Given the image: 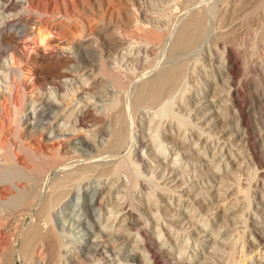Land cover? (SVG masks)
<instances>
[{
	"label": "rangeland",
	"instance_id": "374dc122",
	"mask_svg": "<svg viewBox=\"0 0 264 264\" xmlns=\"http://www.w3.org/2000/svg\"><path fill=\"white\" fill-rule=\"evenodd\" d=\"M16 2L0 6V31L24 26L0 39V264H264V0ZM195 12L199 38L171 52ZM174 69L173 92L132 106ZM33 225L58 250L28 244Z\"/></svg>",
	"mask_w": 264,
	"mask_h": 264
},
{
	"label": "bare ground",
	"instance_id": "6f19581e",
	"mask_svg": "<svg viewBox=\"0 0 264 264\" xmlns=\"http://www.w3.org/2000/svg\"><path fill=\"white\" fill-rule=\"evenodd\" d=\"M3 1V0H0V2ZM18 2H16V5L21 2L22 5L25 3L26 4V8H29L31 6V3H32V0H16ZM34 1V0H33ZM8 2H11L12 3V0H4L3 2H1L0 6L2 7H5L7 5ZM15 2V1H14ZM13 2V3H14ZM39 2V1H38ZM38 5V4H37ZM13 6V4H12ZM11 6V7H12ZM40 6V5H39ZM15 7V6H14ZM10 9V8H9ZM10 11V10H9ZM7 12V11H6ZM29 12V11H28ZM46 15H47V11H45ZM9 13V12H8ZM26 13V12H25ZM42 13V12H41ZM196 13V12H195ZM28 14V13H27ZM37 14V13H36ZM202 14V13H201ZM63 15V14H62ZM4 16V15H3ZM49 17H51V15L49 14L48 12V15ZM65 16V15H64ZM17 17V16H16ZM40 17V15L38 16ZM202 16H200L199 14H192L188 19H186V21L178 27L179 31L177 32L176 35H174L173 37V40H172V43H171V46H170V51L171 52H175V51H179V50H183L184 48L186 49V47L192 45L195 40L197 39L198 36H200L199 34H201L200 32H202ZM24 18V17H23ZM75 18V17H74ZM7 19V18H6ZM21 19V18H20ZM27 20V19H26ZM63 20V19H62ZM97 20V19H96ZM17 22V21H16ZM225 22V21H224ZM57 24V23H56ZM11 25V24H10ZM29 25V23H28ZM28 26H26L27 28ZM202 27V28H201ZM4 28V27H3ZM7 28V27H6ZM24 26L20 25H17L15 23V25H12L10 27H8L6 30H11L12 29V34H13V37H11L12 35H10L8 33V31H6L5 33H3L4 31H0V39L2 40L4 46H1L2 42H0V46L1 47H9L11 49V46L13 44H16V38L19 36V35H16L18 34V32H21L23 30ZM20 29H22L20 31ZM81 31V30H80ZM25 32V31H24ZM114 32V31H113ZM206 32V31H205ZM29 33V32H28ZM23 34V33H22ZM172 34V33H171ZM168 35V34H167ZM153 36V35H152ZM158 36V35H157ZM166 36V35H165ZM3 37V38H2ZM20 37V36H19ZM18 37V38H19ZM154 38V36H153ZM199 38V37H198ZM166 39H167V36H166ZM165 39V40H166ZM171 40V39H170ZM6 43H5V42ZM160 41V39H159ZM165 42V41H164ZM162 43V42H161ZM6 44V46H5ZM195 45V44H194ZM15 46V45H14ZM13 48V47H12ZM86 48V47H84ZM189 48V47H188ZM7 49V48H6ZM16 49V48H15ZM12 50V49H11ZM6 51V50H4ZM1 52V51H0ZM14 52V50L12 51V53ZM3 53V52H2ZM1 54V53H0ZM228 54V53H227ZM2 55V54H1ZM5 55V54H4ZM86 55V54H85ZM169 59V58H168ZM178 65V64H177ZM176 65V66H177ZM230 65V64H229ZM178 67H176L175 69H177ZM169 70L167 72V74H164L162 73V75L160 76L157 75V77H155L154 79H151L149 81H143V83L140 84L139 86V90L137 88V91L138 93L136 92V96L133 98V103H132V106L134 107V105H138V103L140 102H143L144 100L146 102H151L152 104L154 102L160 100L159 98L165 94V93H169L170 91L173 90V87L175 85V83H177V79L179 78V71L178 70ZM9 70V69H8ZM164 74V75H163ZM159 76V77H158ZM116 79V78H115ZM173 92V91H172ZM135 94V93H134ZM166 94V95H167ZM131 96V95H130ZM134 96V95H133ZM130 98V97H129ZM159 99V100H158ZM122 102V101H121ZM143 103H141L142 105ZM148 104V103H147ZM143 106V105H142ZM145 106V105H144ZM135 108V107H134ZM131 109V108H130ZM133 109V108H132ZM121 110V108H120ZM120 110L116 111V113L113 116V118L111 120H113V123L111 125L110 123V126L111 128L109 129L108 131V144L106 146V148H111L112 151H113V146L112 145H115V143H117L120 139H121V130H120V127H122V123L124 122V116H123V110L121 112H119ZM43 112V111H42ZM45 113V112H44ZM125 114V113H124ZM111 116V117H112ZM126 116V115H125ZM108 118V117H107ZM126 118V117H125ZM110 120V121H111ZM124 125V124H123ZM125 126V125H124ZM248 140V139H247ZM122 141V140H120ZM119 143V142H118ZM126 144V143H125ZM123 145V144H122ZM249 145V144H248ZM115 147V146H114ZM117 147V145H116ZM122 147V146H121ZM39 149V148H38ZM119 149L120 147H118L117 149V152H119ZM115 151H116V148H115ZM114 151V152H115ZM253 153V152H252ZM4 156V155H3ZM258 156V155H257ZM10 157V156H9ZM113 157V156H112ZM6 161V160H5ZM51 165V164H50ZM56 165V164H55ZM59 166V164H58ZM64 166V165H62ZM60 167V168H63V167ZM85 166V165H84ZM66 167V165L64 166V168ZM38 168H40L38 166ZM37 168V169H38ZM55 168V167H54ZM51 169V167H50ZM53 169V168H52ZM90 170V169H89ZM37 171V170H36ZM85 171V170H84ZM46 172V171H45ZM86 172V171H85ZM27 174V173H26ZM39 174V173H38ZM65 177V176H64ZM67 177V176H66ZM65 177V178H66ZM61 180H59L58 182H56L55 184L51 185L50 190H53V192H56L62 184H64L62 181H63V177L62 178H59ZM68 179V178H67ZM82 179V178H81ZM57 180V179H56ZM55 182V181H54ZM53 183V182H52ZM24 193V192H23ZM48 194V193H47ZM47 196V195H46ZM50 196V195H49ZM57 199V196L54 195L53 197L49 198L46 203H45V206L42 208V212H45L47 213V209L50 208L51 204ZM18 202V201H17ZM44 203V202H43ZM12 205V204H10ZM41 206V207H42ZM78 206V205H76ZM41 210V209H40ZM47 210V211H46ZM40 212V211H39ZM41 213V212H40ZM59 214V213H58ZM40 222V221H39ZM35 224V223H34ZM47 228V227H46ZM42 232L40 231V229L38 228V226H35L33 225L32 227L29 228V230H27V232L24 234V238L25 240L27 241V243L29 244L31 241H40L42 245H44L43 247H45L44 249L46 250V254L47 255H50L49 253L51 252H55V250L57 249V237L55 236V234L52 233L51 230H48L46 233L44 234H41ZM25 244V242L23 243ZM27 246V245H26ZM24 247V246H22ZM151 248V247H150ZM148 249V248H147ZM146 249V250H147ZM58 250V249H57ZM24 251V249H23ZM152 252V251H151ZM152 254V257H153V260L154 261H157L158 259V256H156V254L151 253ZM115 255V254H114ZM231 261V260H230ZM157 264V263H156Z\"/></svg>",
	"mask_w": 264,
	"mask_h": 264
}]
</instances>
